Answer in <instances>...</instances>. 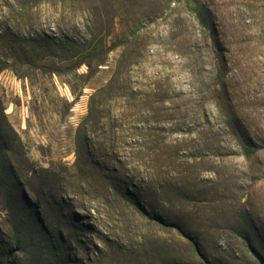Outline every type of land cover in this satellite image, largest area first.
I'll use <instances>...</instances> for the list:
<instances>
[{"label": "rangeland", "instance_id": "rangeland-1", "mask_svg": "<svg viewBox=\"0 0 264 264\" xmlns=\"http://www.w3.org/2000/svg\"><path fill=\"white\" fill-rule=\"evenodd\" d=\"M245 130L264 0H0V264H264Z\"/></svg>", "mask_w": 264, "mask_h": 264}, {"label": "trees", "instance_id": "trees-1", "mask_svg": "<svg viewBox=\"0 0 264 264\" xmlns=\"http://www.w3.org/2000/svg\"><path fill=\"white\" fill-rule=\"evenodd\" d=\"M195 12L196 14L198 15L200 21L202 23H206L207 19H206V16L203 14V12L201 11L200 7L197 6L195 8ZM245 133H246V136L245 138L248 140L246 141V149H247V155H250V154H255L257 153L258 151H260L261 149H264V140H254L253 138V132H250L248 130H245ZM245 139V140H246ZM256 141H259V143L261 144H258Z\"/></svg>", "mask_w": 264, "mask_h": 264}]
</instances>
